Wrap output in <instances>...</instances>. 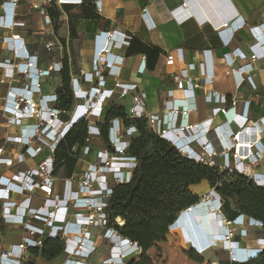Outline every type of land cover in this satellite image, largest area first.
I'll return each instance as SVG.
<instances>
[{"label": "built area", "instance_id": "obj_1", "mask_svg": "<svg viewBox=\"0 0 264 264\" xmlns=\"http://www.w3.org/2000/svg\"><path fill=\"white\" fill-rule=\"evenodd\" d=\"M91 1L95 11L100 12L102 0ZM83 2L85 0H0V51L8 53L0 59V84L7 80L21 83L20 86L9 87L0 102L1 123L6 131L0 143V219L6 226L22 228L19 241L9 244L0 252V264H29V256L41 257L40 253L34 254L31 250H40L47 238L61 240L62 264H89L100 242L109 244V255L102 264L136 262L140 247L119 234L117 227H121L124 221L116 217L110 222L108 206L113 189L128 182L136 167L135 157L129 155L127 150L137 129L135 125H125L123 120L112 118L107 125L108 146L95 145V141L101 142L100 124L104 122V109L113 104L109 101L114 95L118 99L129 96L130 104L128 110L125 109L127 117L145 119L147 128L172 144L183 157L217 166L221 170L237 171L251 178L256 186L264 187V172H250L252 165L255 168L264 164V143L259 138L264 133V114L251 120L248 117L249 101L238 113L234 111L237 98L210 91L206 99L215 105L211 109V116L205 123H189L188 117L195 110L193 90L198 84L182 67L183 53L180 47L165 54L164 73L172 76L176 88L166 91L162 113L147 111L146 93L135 84L114 81L109 85V77L119 75L133 37L131 33L115 29L100 30L93 35L89 70L79 68L74 76L70 72L73 104L69 110L58 106L57 91L61 85L51 93L43 92L45 78L52 72L60 73L63 63L55 62L46 68L39 66L38 55L27 48L20 34L14 32L27 27L20 16L34 10L43 25L50 26L54 21L49 14L50 8L60 11L64 4L79 5ZM21 4L23 8L19 13ZM150 7L159 11L160 21L168 22L177 17V13L165 10L161 0H151ZM141 15L145 26L153 29L155 24L150 20L147 6L143 7ZM227 23H223L224 28ZM259 26L264 34V22ZM222 31L218 30L219 33ZM251 47L250 55L236 48L226 52L223 57L228 66L227 74L238 75L239 84L246 79L255 88L248 74L253 71L251 61L264 57V54L257 42ZM44 48L47 52L54 50L51 42H45ZM122 50L124 54L119 53ZM209 52L203 50L204 60L200 64L204 67L203 87L206 89L213 78ZM247 59L248 62L234 67L235 61ZM141 65L142 71L147 68L143 54ZM176 90L182 92V96H187L190 102H183V97L176 98ZM231 110L234 111L232 120L226 119L213 125V116L227 115ZM81 119L87 122L86 137L79 149L77 162L83 167L77 168L70 177H62L54 173V151L72 125ZM9 128L16 130L11 132ZM41 154L42 158L35 164L23 168L28 160H35ZM210 193L211 202L221 215L219 218L215 213L218 218H211L216 229L207 233L205 248L199 250L192 240H188L184 242L188 249L202 256L219 244L227 256L221 264L246 262L257 257L264 248V233L253 239V247L242 246L239 238H247L257 227L263 231L262 223L242 213L231 219L225 217L222 214L221 196L212 188ZM37 196L40 202L35 204L34 198ZM199 204L181 210L166 230L170 231L169 228L183 211ZM203 214L200 213L199 217ZM207 215L211 217V214ZM191 216L192 224V219L195 221L198 216ZM201 241L204 240L200 238L198 243ZM54 260L49 263L56 264Z\"/></svg>", "mask_w": 264, "mask_h": 264}, {"label": "crops", "instance_id": "obj_2", "mask_svg": "<svg viewBox=\"0 0 264 264\" xmlns=\"http://www.w3.org/2000/svg\"><path fill=\"white\" fill-rule=\"evenodd\" d=\"M150 1L102 0L101 11L97 12L99 18L94 19L98 20L96 26L88 31L81 24L75 25L78 37L74 39H71L69 35V18L72 17L73 10L70 13H65L60 9L58 18L50 26L43 25L37 12L33 10L27 15L20 16V20L26 22L27 27L16 29L14 32L20 34L27 48L38 55L41 68H46L55 62L63 63V60L66 59L69 63L71 76L76 75L79 68L90 69L92 38L100 30L115 29L131 33L143 43L158 47L161 54L154 69L145 68L142 71V54L125 55L120 66L119 75L111 76L108 80L109 85L114 81L133 83L138 89L143 90L147 96L146 109L148 112H164L163 102L167 98L166 91L176 88L172 76L164 73L165 54L173 48L180 47L183 53L182 67L186 68L189 76H192L198 84L193 90L192 102H194L195 110L188 117L189 123H205L211 116V109L215 105L206 99L210 91L224 94L229 98H237L234 111L238 113H241L244 103L249 101L248 117L251 120L263 115L264 57L256 59L254 62L251 61L253 71L248 74L254 83L255 88H253L246 79L239 84L240 76L226 73L228 66L223 56L226 52L236 48L246 53V55H250L251 46L256 42L260 44V49L264 54V34L259 26L264 22V0H216L214 10L205 8L208 13L206 17L201 16L204 15L201 9L205 7L204 0H161L165 10H171L173 14L177 13V17L168 22L160 21L159 11L150 7ZM145 6L148 7L150 20L155 24V27L150 30L142 20L141 14ZM181 7L183 10H181ZM22 8L23 4L18 9L19 13L22 12ZM193 8L195 9L193 10ZM196 14L199 15L196 16ZM224 22H228L226 28L223 27ZM222 29L223 31L219 33L218 30ZM33 34L36 35V40H32ZM226 40L228 43H226ZM45 42H51L54 50L47 52L44 48ZM80 43L82 44L81 47L79 46ZM203 50H210L208 55L210 69L213 72L211 85L208 89L203 87L204 67L200 66L205 55ZM119 53L124 54V51L122 50ZM7 55V52L0 51V59ZM75 58L79 60L78 65L81 66L78 67V65L73 64ZM248 61V59L245 61L237 60L234 67ZM20 85V82L8 80L6 83L0 84V101L4 98L9 87ZM59 85H61L60 73L52 72L51 75L45 78L42 90L44 93H51ZM181 93L176 90L174 96L176 98L183 97V102H190L187 96L184 97ZM121 100L118 99L117 95H114L109 103L124 107L123 100H128L127 106H129V96ZM199 101L203 104L201 107L198 106ZM234 111L231 110L227 115L217 114L213 116V125H218L226 119L232 120ZM11 129L16 130V128H9L8 130L11 131ZM5 134L6 131H0V143ZM259 138L264 143V133L259 135ZM95 145L99 146L102 143L95 141ZM42 156L41 154L35 160H28L23 168L35 164ZM80 165V163H77L78 169ZM255 170L264 172V164L256 166ZM39 202L40 197H35L34 203ZM6 230H12V232L6 233ZM21 233L22 228L11 225L6 226L0 219V252L6 249L9 244L18 242ZM239 241L242 246H254V240L250 237L239 238Z\"/></svg>", "mask_w": 264, "mask_h": 264}, {"label": "trees", "instance_id": "obj_3", "mask_svg": "<svg viewBox=\"0 0 264 264\" xmlns=\"http://www.w3.org/2000/svg\"><path fill=\"white\" fill-rule=\"evenodd\" d=\"M61 10L65 13L73 10L81 18L88 20L99 18L91 0H85L79 5L64 4ZM49 14L55 20L60 11L50 8ZM69 35L71 39L78 37L72 17L69 18ZM136 54L145 55L146 66L152 70L161 50L133 36L126 55ZM60 77L58 106L69 110L73 104V96L70 88V69L66 59L63 60ZM112 118L123 120L125 125H135L137 129V134L131 138L127 150L129 155L135 157L136 167L128 182L113 189L108 206L110 222L116 217L124 221L121 227H117L121 236L136 242L139 247L150 244L158 234L166 231L167 226L181 210L199 202L200 197L190 186L203 180L221 196L222 214L225 217L231 219L240 213L245 214L260 221L264 232V187L256 186L251 178L237 171L221 170L217 166L183 157L172 144L149 130L145 119L128 118L122 105L111 104L105 108L104 122L100 124V139L106 146L107 125ZM86 130L87 122L81 119L74 123L59 141L54 151L55 174L70 177L76 171L79 149L84 145ZM230 199H234L233 207ZM62 248L61 240L47 238L40 250L34 248L31 251L34 254L40 253L44 261L50 262L60 255ZM185 253L190 260L202 262V257L193 250L187 249ZM131 264L136 263L132 261ZM225 264H264V248L257 257L246 262Z\"/></svg>", "mask_w": 264, "mask_h": 264}, {"label": "rangeland", "instance_id": "obj_4", "mask_svg": "<svg viewBox=\"0 0 264 264\" xmlns=\"http://www.w3.org/2000/svg\"><path fill=\"white\" fill-rule=\"evenodd\" d=\"M72 21L75 25H83L86 30H91L93 27L96 26V23L98 20H90L81 18L77 13H73L72 15ZM32 40H36V35H32ZM77 48V47H76ZM78 58V57H77ZM75 58L73 60V64L77 66L79 64V60ZM81 65H78V67ZM77 67V68H78ZM76 68V67H75ZM76 68V69H77ZM123 100V99H122ZM121 100V101H122ZM1 102V101H0ZM2 103V102H1ZM123 105L126 110H128V100H123ZM203 104L201 101L198 102V106H202ZM105 112V109H104ZM2 117L0 116V131H5V128L2 127ZM13 131V129H11ZM83 166V164L80 165ZM256 171L254 166L252 165L250 167L251 171ZM60 175V174H59ZM190 189L198 194L200 197L199 205L195 206L189 211L193 212L190 216L187 213H182L178 220L175 222V224L171 227L170 231H164L163 233H160L156 236V238L148 245L144 247H140L138 249L139 255L137 256L136 264H210L212 262L220 263L226 259V254L221 249L220 245H215L214 248H210L207 250L201 257L202 262H194L189 259V257L186 255L185 250L188 249V245H186L184 242H186L183 232L185 233L186 238H192L195 245L202 246L203 244L207 243L204 227L201 224L202 217H199L200 213H209L211 214L213 212L214 215H212L213 218H216V214L220 218V214H218L216 208L214 207V204L211 202V193H210V186L208 185L207 181L203 180L197 185L190 186ZM232 207L234 206V199H230ZM210 203V204H209ZM211 205V206H210ZM216 213V214H215ZM206 214V215H207ZM191 215L198 216L196 218L197 229L199 234H197L194 229L192 228V224L190 222ZM217 217V218H218ZM122 220V219H121ZM203 223V222H202ZM222 223V222H220ZM213 227V226H212ZM6 233L12 232V230H6ZM259 233H264L260 228H255L251 231V234L248 235L252 240L259 235ZM205 237L206 241H201L198 243L197 240L200 238L203 239ZM197 238V240H196ZM199 238V239H198ZM204 240V239H203ZM109 255V244L105 242H100L97 248V251L93 254L91 257L89 264H102L103 260ZM64 260V255L61 254L60 257H58L54 262L56 264H62V261ZM29 264H50L49 262H45L41 257H35V256H29L27 259Z\"/></svg>", "mask_w": 264, "mask_h": 264}, {"label": "bare ground", "instance_id": "obj_5", "mask_svg": "<svg viewBox=\"0 0 264 264\" xmlns=\"http://www.w3.org/2000/svg\"><path fill=\"white\" fill-rule=\"evenodd\" d=\"M206 7H204V9L203 8H201L202 9V12L204 13V15H201V16H203V17H206V16H208V13H207V9H205ZM211 8H214V7H210V9ZM195 8H193V10H194ZM192 10V11H193ZM196 10H198V9H196ZM214 10V9H213ZM209 13H211V12H209ZM197 15H199V14H196V16ZM219 18V17H218ZM207 20H208V18H207ZM258 139V138H257ZM210 204V203H209ZM211 206V205H210ZM195 206H192L191 208H189V209H187V210H185V211H183L182 213H187V214H189V216H190V214L192 213L193 214V212L191 211H189L190 209H192L193 210V208H194ZM194 211V210H193ZM181 213V214H182ZM207 213H205V214H203V217L202 218H200L201 219V224H202V226L204 227V232H205V237L207 238V233L208 232H212L213 230H215L216 229V224L213 222V220H211V218H212V213H211V217H209L208 215H206ZM203 219V220H202ZM203 222V223H202ZM175 224V223H174ZM173 224V225H174ZM212 226L214 227V228H212ZM172 227V226H171ZM213 234V233H212ZM215 234V233H214ZM183 235H184V238H185V240L186 241H188V240H192V242H193V244L195 245V243H194V241H193V239L192 238H186V236H185V233L183 232ZM205 237H203V239H204V241H206L205 240ZM199 239V238H198ZM196 240H197V238H196ZM198 241V240H197ZM208 243H209V241H208ZM207 246V243L206 244H203L202 243V246H196L195 245V247L197 248V249H199V250H202L203 248H205ZM234 256H236V255H234ZM213 264H216V262H214Z\"/></svg>", "mask_w": 264, "mask_h": 264}, {"label": "water", "instance_id": "obj_6", "mask_svg": "<svg viewBox=\"0 0 264 264\" xmlns=\"http://www.w3.org/2000/svg\"><path fill=\"white\" fill-rule=\"evenodd\" d=\"M203 3H204V6L207 7L208 9H210L211 6L215 8L216 0H204ZM214 8H211V9H214ZM197 224L198 223L192 219V228L196 231H198Z\"/></svg>", "mask_w": 264, "mask_h": 264}]
</instances>
